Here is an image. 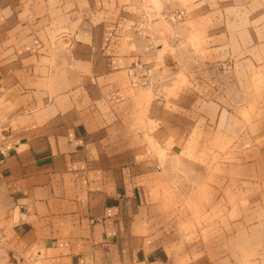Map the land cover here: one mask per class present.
I'll return each instance as SVG.
<instances>
[{
	"label": "crops",
	"instance_id": "crops-1",
	"mask_svg": "<svg viewBox=\"0 0 264 264\" xmlns=\"http://www.w3.org/2000/svg\"><path fill=\"white\" fill-rule=\"evenodd\" d=\"M169 4L233 21L202 0H0V264H216L169 223L204 100Z\"/></svg>",
	"mask_w": 264,
	"mask_h": 264
},
{
	"label": "rangeland",
	"instance_id": "rangeland-1",
	"mask_svg": "<svg viewBox=\"0 0 264 264\" xmlns=\"http://www.w3.org/2000/svg\"><path fill=\"white\" fill-rule=\"evenodd\" d=\"M205 1L214 11L231 5L232 23H195L190 10L172 4L163 10L175 18L170 42L182 89L204 99L169 223L216 264H264V103L254 94L264 77V0Z\"/></svg>",
	"mask_w": 264,
	"mask_h": 264
},
{
	"label": "built area",
	"instance_id": "built-area-1",
	"mask_svg": "<svg viewBox=\"0 0 264 264\" xmlns=\"http://www.w3.org/2000/svg\"><path fill=\"white\" fill-rule=\"evenodd\" d=\"M146 84H148L146 80H144V81L141 83V85H146ZM7 149H9V147H7Z\"/></svg>",
	"mask_w": 264,
	"mask_h": 264
}]
</instances>
